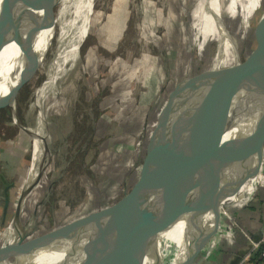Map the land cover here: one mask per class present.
<instances>
[{"label":"rangeland","instance_id":"374dc122","mask_svg":"<svg viewBox=\"0 0 264 264\" xmlns=\"http://www.w3.org/2000/svg\"><path fill=\"white\" fill-rule=\"evenodd\" d=\"M259 1H225L226 6L231 5V14L227 11L225 15L230 41L235 50L238 46L242 60L248 59L258 43L254 37L258 17L254 14L264 11L259 8ZM186 6L190 10L197 9L193 13V33L185 26L188 21L182 0L95 1V14L79 47V62L70 70L76 87L70 91L68 99L64 98L69 105L66 116L64 120L54 119L56 114L49 116L54 119L52 127H48L50 153L53 151L55 156L63 157L53 170L58 177L50 185L45 204H41L38 196L39 185L31 188L29 213L25 217L28 233L18 248L20 256L12 259L13 264H23L26 260L23 257L31 256L53 233L64 232L90 212L117 203L140 182L154 147L161 113L171 94L174 95L185 78L205 71L217 48L218 0H186ZM263 21L264 18L259 22ZM53 48L47 51L34 79L27 78L23 82L18 94L20 105L11 108L7 102L0 104V185L4 189L11 184L17 190L16 195H10L7 217H0V236L14 220L32 164L33 138L18 124L29 128L30 123L36 121L32 119L39 105L26 106V102L34 88L48 78ZM237 61L240 73L238 58ZM247 63L252 67L251 62ZM54 66L58 68L56 75L66 72L62 62L56 61ZM67 84L73 88L72 82ZM255 94L252 91L251 96ZM217 95L221 101L222 96ZM239 104L237 98L234 107ZM171 118L163 122L161 134ZM181 118L179 116L178 120ZM178 129L180 123L175 125L174 135ZM61 139L65 144L63 150ZM189 160L188 157L183 162L182 173ZM163 161L164 155L160 169ZM153 164L154 160L151 167ZM46 168L41 184L44 188L51 177V171L46 172ZM1 191L3 207L6 191ZM178 198V191L173 189L157 200L155 206L139 213L147 225L159 224L174 210ZM197 203L198 199H193L191 211L196 210ZM131 229L132 226L126 231ZM116 250L117 255L113 256L111 251L103 264L119 259L124 248Z\"/></svg>","mask_w":264,"mask_h":264},{"label":"bare ground","instance_id":"6f19581e","mask_svg":"<svg viewBox=\"0 0 264 264\" xmlns=\"http://www.w3.org/2000/svg\"><path fill=\"white\" fill-rule=\"evenodd\" d=\"M95 1L96 0H54L56 6L57 29L52 39L51 36L54 34L52 28L41 31L35 22H33L25 12L18 8H13L8 11L0 31V94L6 93L11 85L18 83L27 75L30 79H34L46 58L47 51L52 48V46L54 47V51L52 50L53 60L49 66L48 78L40 86L34 88L30 99L26 102V106L36 107L39 105L32 119L36 121L34 123L31 122L28 128L33 133L32 164L26 180L27 184L24 189L25 191L21 194V199L19 201L20 213L18 218L11 221L0 236V264H13L12 259L21 254L16 251L14 245L16 244V240L28 233L25 217H27L29 213V193L33 185H39L37 190L38 196L40 197L41 204H45L50 194V185L53 181L57 180L58 174L56 173L55 175L53 170L57 161H61L63 157H57L52 153L53 151H51L50 155H48V158L45 160V167L47 166L46 172L51 171V177L48 180L49 185L46 188L41 185L42 179H40L39 176L43 171L42 159L47 153L44 148L45 143L43 137L46 136V142H48L50 146L49 138L51 137V132L48 127L51 126V121L54 119L64 120V116H66L65 112L69 105L67 106L68 100L66 103L65 99H68L71 94L70 91L72 92L76 87L70 70H73L79 62V47L83 43L82 40L85 38L90 21L95 14V10L93 11ZM145 1L149 0H143V2ZM225 1L226 0H218L221 22L217 28V48L211 62L200 76H188L180 82L179 94L176 99L172 101L171 108L163 120L164 122L167 118L172 117L171 121H169V125L163 130L164 133L160 134L154 157L151 160V162L154 160V166L151 167L150 162L145 168L142 188L146 190L156 187L160 183L159 175L162 170L160 166L164 155L163 146L171 143L168 133L172 127L173 119H175L178 114L185 112L186 108L195 100L213 92H222L224 94L223 101L225 108L233 97L238 98L244 104H250L252 102V98L249 97V91L247 92L246 88H244L245 86L239 83L240 73L237 70L238 61L236 62L238 57L236 50L231 44L230 27L225 19L227 11L229 13V10H231V5H228L229 7L226 6ZM182 2L185 15L188 13L187 19H189L185 26L189 28V26L191 27L194 24L193 13H195L197 9L195 10L193 8L190 10L186 6V0H182ZM14 5L17 6L18 3ZM225 7L227 8L226 10ZM196 8H198V6ZM230 14L231 11L229 15ZM31 36L39 37L35 45V49L38 52L37 59L34 61L33 66L15 71V75L11 77L9 82L10 75L15 70V67L19 65V60L23 54L19 44L24 38ZM56 61L62 62V67L66 69V72L62 76L56 75L58 68L55 66L52 67ZM4 79L6 80L5 83ZM216 80H218V82H216ZM68 81L73 83V88L68 87ZM182 96H185L184 99H180ZM8 102L11 108L20 105L19 95L17 94L9 98ZM63 102L66 103V106L63 105ZM257 111L258 106L255 104L251 109L243 112L244 115L245 113L247 115L243 121L239 119L235 120L236 116L239 117L235 115L231 117V121L224 128L220 130L215 129L213 133L190 154L189 163L184 170V172H187H183L182 176L187 180L193 179L197 176L200 166L209 162H224L234 158L239 141L246 136L242 135L248 132L252 126L253 128L255 126ZM54 114H56L55 118L51 119L49 116H53ZM231 127L234 133L224 131L226 129L229 130ZM60 147H63L62 150L65 147L62 139L60 140ZM44 184L46 183L44 182ZM44 189H46V191ZM176 190L179 193L177 205L173 212L159 224L147 225L139 211H136L109 224L103 223L101 226H98V224L92 225L74 240H69L60 244L50 252L46 259L43 260L42 258L38 260V257L36 259L33 257L32 260H36V262L37 260L40 261L39 264H99L97 260L100 259L104 251L115 247L125 246L127 250H136L150 249L157 246L167 235L176 232L190 214L195 211H191V204L194 198H186V195H184L181 190ZM36 194L37 193H34V195ZM165 196L166 194L159 196L158 200L160 201ZM208 201L209 198L198 199L197 208L206 204ZM131 226L132 229L127 232L126 229ZM14 249L15 251H13ZM32 256L34 255L23 257L26 259L23 264H26Z\"/></svg>","mask_w":264,"mask_h":264},{"label":"water","instance_id":"95a60500","mask_svg":"<svg viewBox=\"0 0 264 264\" xmlns=\"http://www.w3.org/2000/svg\"><path fill=\"white\" fill-rule=\"evenodd\" d=\"M18 3L17 6L14 4ZM13 8H18L25 12L40 30L52 28L54 31L51 39L56 34V6L54 0H1L0 2V31L5 22L7 13ZM262 34L259 47L255 52L249 55L247 60L240 57L238 46L236 54L239 59V83L243 84L250 96L252 91L255 95L250 104H244L240 101L235 106L236 97H233L225 108L222 92H213L201 97L198 102L192 103L188 109L173 119L172 127L168 133L169 141L163 146L164 161L160 171V183L151 189L142 188L145 168L149 165L154 157L157 143L163 127V120L171 108V103L178 96V84L174 95L171 94L168 105L161 113V120L156 128L153 141L154 147L149 155V160L141 177L140 182L131 192L124 194L122 199L117 203L110 205L101 210L90 212L84 218L76 222L68 230L61 233H53L34 251L32 258L26 264H39L40 259H46L50 252L60 244L69 240H74L86 229L96 224H109L116 220L151 206H155L159 196L169 193L173 189H179L186 195V198L204 199L209 201L197 208L185 220L182 226L176 231L167 235L157 246L150 249L127 250L125 246H119L104 251L99 264H103L106 255L116 256V248L123 247L124 250L118 260L108 264H194L201 253L202 248L208 242L209 237L215 232L222 218V210L226 209L231 212L234 205L243 201L248 194L256 189L258 179L264 163V21L262 23ZM38 36L24 38L20 42L22 57L19 65L11 73L20 71L26 67L33 66L37 59L38 52L35 45ZM237 44V43H236ZM252 63V67L247 62ZM18 68V69H17ZM203 74L195 75L194 77ZM193 77V76H192ZM29 78L28 75L22 78L18 83L11 85L8 91L0 94V104L8 102V99L19 94L23 82ZM4 79V83H5ZM218 82V80H216ZM7 83V82H6ZM224 87V86H221ZM217 94L222 96L220 101ZM257 104V119L253 130L242 138L237 146L234 158L224 162H209L199 167L197 176L187 180L181 174L182 164L199 145L204 142L215 129L224 128L230 121L231 117L241 114ZM182 116L181 120L178 117ZM178 121V123H177ZM177 123V124H176ZM177 133L174 135L175 125H179ZM18 124V123H17ZM33 138V133L25 125H21ZM45 151L47 153L42 159V173L39 176L42 179L45 171V160L50 155L51 147L46 142V136L43 137ZM173 150V151H172ZM49 152V154H48ZM171 152V153H170ZM33 157V155H32ZM187 172V171H185ZM184 172V173H185ZM27 184V183H26ZM26 188V185H25ZM24 188V189H25ZM8 189V188H7ZM6 189V190H7ZM23 189L22 193L25 191ZM21 193V194H22ZM7 199V200H6ZM21 199V196H20ZM19 199V201H20ZM15 212L14 220L20 213L19 202ZM9 206L8 195H5L4 214L6 215ZM232 213V212H231ZM27 234H24L18 240L14 248L18 251L21 241ZM258 238L251 237L254 241ZM15 249L13 251H15ZM45 251V252H40ZM38 257V260H32Z\"/></svg>","mask_w":264,"mask_h":264},{"label":"crops","instance_id":"0c3cea01","mask_svg":"<svg viewBox=\"0 0 264 264\" xmlns=\"http://www.w3.org/2000/svg\"><path fill=\"white\" fill-rule=\"evenodd\" d=\"M187 14L188 13H186V16ZM220 22H221V18H220V8H219L218 25L220 24ZM194 28L195 25L193 24V26L191 27L189 26L188 29L191 30L193 33ZM238 116L239 117L236 116L235 120L239 119L243 121V119H245L247 115L246 113L245 115L243 113V114H238ZM252 128H250L246 133L249 134ZM224 131L231 133L233 132L232 127L229 128V130L226 129ZM246 133L240 135L242 136L247 135ZM3 176L4 173L2 174V177ZM8 186H11V184ZM5 188L7 189L8 187H4V189H2L0 185V194L2 192L1 190L7 192ZM256 188H257L256 191L252 195L248 196L247 198H245V200L232 207L231 209L232 212L231 214L233 217L232 219L222 215L219 226L217 227L215 232L209 237L208 242L202 248L199 257L197 258L194 264H264L260 256V253L258 251H252L253 239L251 238L252 236L254 238H258L259 236L262 237L264 236V169L263 167ZM4 203H5V197H4ZM4 208H5V204L3 207H1V203H0L1 219L3 218L5 219L9 213V208H8L7 213L5 215Z\"/></svg>","mask_w":264,"mask_h":264},{"label":"trees","instance_id":"16d2710c","mask_svg":"<svg viewBox=\"0 0 264 264\" xmlns=\"http://www.w3.org/2000/svg\"><path fill=\"white\" fill-rule=\"evenodd\" d=\"M259 3H260L259 8L264 10V0H260ZM257 9H258V8H257ZM257 9H256V10H257ZM256 10H254V11H256ZM254 15H255V17H256V16L258 17V18H257V21L254 23V25H255V28H254V29H255V30H254V37H256V40H257L258 43H256V45H255L253 51H251L250 54H252L253 52H255V51L257 50V48L259 47V43H260V39H261V34H262V28H261L262 24H261V22H259V21L262 20V19L264 18V11H262L261 14H259V15H256V14H254ZM245 20H246V22H247V20H248V19H246V15H245ZM263 169H264V166H263ZM256 189H257V188H256ZM256 189L253 190L250 194H248V196L252 195V194L256 191ZM12 193L15 194V195H16V193H17V190L13 187V185H12V192H11V194H10L11 197H12ZM248 196H247V197H248Z\"/></svg>","mask_w":264,"mask_h":264},{"label":"built area","instance_id":"2783aa9c","mask_svg":"<svg viewBox=\"0 0 264 264\" xmlns=\"http://www.w3.org/2000/svg\"><path fill=\"white\" fill-rule=\"evenodd\" d=\"M222 215L230 219L233 218L231 212L226 209L222 210ZM252 251H258L264 263V236L258 241L252 240Z\"/></svg>","mask_w":264,"mask_h":264},{"label":"flooded vegetation","instance_id":"af4514ba","mask_svg":"<svg viewBox=\"0 0 264 264\" xmlns=\"http://www.w3.org/2000/svg\"><path fill=\"white\" fill-rule=\"evenodd\" d=\"M8 189H7V192H6V195H8V199H9V206L8 208L10 207V189L12 188V186H7ZM6 189V188H5ZM7 200V199H6ZM5 204V203H4Z\"/></svg>","mask_w":264,"mask_h":264}]
</instances>
